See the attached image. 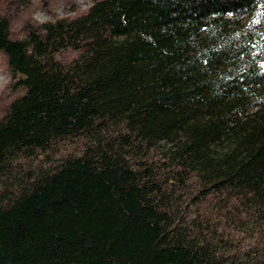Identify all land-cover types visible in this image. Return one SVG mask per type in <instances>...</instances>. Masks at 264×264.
Wrapping results in <instances>:
<instances>
[{
	"label": "trees",
	"instance_id": "trees-1",
	"mask_svg": "<svg viewBox=\"0 0 264 264\" xmlns=\"http://www.w3.org/2000/svg\"><path fill=\"white\" fill-rule=\"evenodd\" d=\"M22 31L0 15V264H264V0Z\"/></svg>",
	"mask_w": 264,
	"mask_h": 264
},
{
	"label": "rangeland",
	"instance_id": "rangeland-1",
	"mask_svg": "<svg viewBox=\"0 0 264 264\" xmlns=\"http://www.w3.org/2000/svg\"><path fill=\"white\" fill-rule=\"evenodd\" d=\"M90 5V0H0V15L7 16L11 34L19 37L23 27L29 22L51 21L55 18H71L82 13ZM65 56H74L65 52ZM5 57L0 52V112L8 101L21 92L13 86Z\"/></svg>",
	"mask_w": 264,
	"mask_h": 264
}]
</instances>
